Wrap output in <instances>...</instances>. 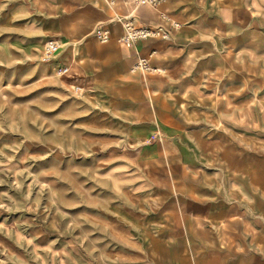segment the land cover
Here are the masks:
<instances>
[{
	"label": "crops",
	"instance_id": "crops-1",
	"mask_svg": "<svg viewBox=\"0 0 264 264\" xmlns=\"http://www.w3.org/2000/svg\"><path fill=\"white\" fill-rule=\"evenodd\" d=\"M17 4L44 36L77 42L76 61L65 45L57 58L91 92L102 146L139 171L97 207L84 263L264 264V0H0V11ZM160 11L180 22L169 40L120 41L118 19L153 25ZM139 57L156 70L131 71Z\"/></svg>",
	"mask_w": 264,
	"mask_h": 264
},
{
	"label": "rangeland",
	"instance_id": "rangeland-1",
	"mask_svg": "<svg viewBox=\"0 0 264 264\" xmlns=\"http://www.w3.org/2000/svg\"><path fill=\"white\" fill-rule=\"evenodd\" d=\"M47 38L28 5L0 11V264H86L97 207L139 176L102 146L87 86L41 60Z\"/></svg>",
	"mask_w": 264,
	"mask_h": 264
},
{
	"label": "built area",
	"instance_id": "built-area-1",
	"mask_svg": "<svg viewBox=\"0 0 264 264\" xmlns=\"http://www.w3.org/2000/svg\"><path fill=\"white\" fill-rule=\"evenodd\" d=\"M163 1L164 0H133L135 4H146L152 7L159 6ZM118 20L122 26V33L119 39L126 46L147 37H156L167 41L171 38L172 33L180 26L178 20L164 11L159 12L158 21L153 25L138 24L134 21L131 14L125 15ZM93 33L101 42H106L110 37L109 31L101 27H96ZM61 49L62 42L58 38H48L41 48V60L49 62L57 75L71 78L75 81V88L81 89L82 84L80 83V76L77 72H74L69 64L63 63L57 58V54ZM130 70L146 73L155 71L156 68L150 65L146 58L139 57L132 62Z\"/></svg>",
	"mask_w": 264,
	"mask_h": 264
},
{
	"label": "bare ground",
	"instance_id": "bare-ground-1",
	"mask_svg": "<svg viewBox=\"0 0 264 264\" xmlns=\"http://www.w3.org/2000/svg\"><path fill=\"white\" fill-rule=\"evenodd\" d=\"M96 37V36H95ZM97 38V37H96ZM98 39V38H97Z\"/></svg>",
	"mask_w": 264,
	"mask_h": 264
}]
</instances>
